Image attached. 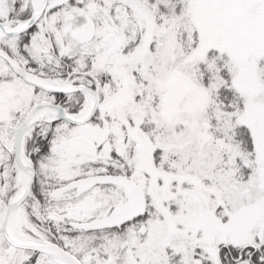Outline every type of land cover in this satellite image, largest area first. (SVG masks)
<instances>
[{"label": "snow or ice", "instance_id": "snow-or-ice-1", "mask_svg": "<svg viewBox=\"0 0 264 264\" xmlns=\"http://www.w3.org/2000/svg\"><path fill=\"white\" fill-rule=\"evenodd\" d=\"M0 264H264V0H0Z\"/></svg>", "mask_w": 264, "mask_h": 264}]
</instances>
